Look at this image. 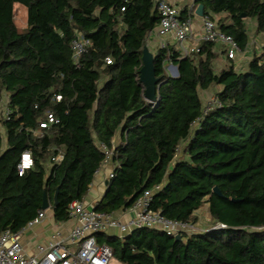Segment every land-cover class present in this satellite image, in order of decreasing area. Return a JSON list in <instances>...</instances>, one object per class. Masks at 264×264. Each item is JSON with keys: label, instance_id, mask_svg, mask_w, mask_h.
<instances>
[{"label": "trees", "instance_id": "obj_1", "mask_svg": "<svg viewBox=\"0 0 264 264\" xmlns=\"http://www.w3.org/2000/svg\"><path fill=\"white\" fill-rule=\"evenodd\" d=\"M19 4L27 10L24 28L15 19ZM195 4L242 50L250 39L247 19L264 33V0ZM159 21L153 0H0V95L9 96V112L0 115V233L20 232L44 210V193L55 220H70V204L83 200L104 161L99 143L112 147L120 131L114 176L95 210L116 214L154 189L151 208L166 217L197 223L196 211L208 204L212 224L226 227L178 240L152 228L123 237L97 233L112 259L264 264V47L244 71L234 64L217 71L214 42L184 57L170 45L159 48L160 85L151 103L139 75L147 35ZM78 33L92 44L77 65ZM170 63L178 76L168 73ZM215 85H222L215 93L220 105L206 110L200 91ZM48 111L58 122L42 128ZM26 153L33 162L21 168ZM60 153L63 159L52 161Z\"/></svg>", "mask_w": 264, "mask_h": 264}, {"label": "built area", "instance_id": "obj_2", "mask_svg": "<svg viewBox=\"0 0 264 264\" xmlns=\"http://www.w3.org/2000/svg\"><path fill=\"white\" fill-rule=\"evenodd\" d=\"M153 2L160 16L159 24L155 28L160 38L159 48L168 47V37L173 36L179 45L178 51L182 57L200 51V45L194 44L196 41L222 44L223 52L230 59H236L242 51L234 37L223 32L217 20L210 13H204L203 16L197 14L198 6L195 0H189L187 3L188 16L186 18H182L183 7L177 3L170 0H153ZM198 17L201 18L202 23L199 34L195 30V19ZM91 44V40L80 33L72 40L73 58L77 65ZM106 62L111 63L112 59L107 57ZM175 66L173 63L168 64L167 71L170 75H175ZM61 98V95L57 96L58 100ZM8 103L9 96L4 91L0 95L1 116L8 114ZM217 105H220V101L216 96L210 97L205 103L206 110ZM54 122H58V119L48 111L40 126L46 128ZM112 143V147L99 143V147L105 153V158L96 174L112 161L115 147L118 145L114 138ZM25 156L29 157L30 164H25L23 159L21 168L28 167L33 162L29 153L24 154L23 157ZM62 159L63 154L60 153L53 157L52 161L60 162ZM113 176L114 169L109 173L107 181ZM158 188L160 187L156 189ZM154 191V189L146 190L129 209L123 210L121 215L103 213L90 208L84 200H74L69 208L70 219L74 221L70 231L64 235L57 230L46 243L37 245L36 253L30 254L25 249L21 235L25 228L32 227L44 219L46 210H41L20 232L16 233L8 228L0 233V264H110L113 257L112 249L106 244L97 242V233L123 237L135 229L152 228L176 236L226 227L223 223H217L205 229L200 221L192 223L168 218L161 211L151 208Z\"/></svg>", "mask_w": 264, "mask_h": 264}, {"label": "crops", "instance_id": "obj_3", "mask_svg": "<svg viewBox=\"0 0 264 264\" xmlns=\"http://www.w3.org/2000/svg\"><path fill=\"white\" fill-rule=\"evenodd\" d=\"M170 1L177 3L181 7H184L189 2V0H170ZM246 22L250 37L249 44L246 49L242 50L237 55L236 59L233 60L228 59L226 54L223 52L224 49L223 45L220 43L216 44L215 51L217 53V58L214 60V65L217 71H220L221 69L229 66L230 64H234L235 69L237 71H244L245 69H247L248 63L251 60V58L254 56V54H259L262 52V49L264 47V33L257 31L256 20L247 19ZM201 25H202L201 18L199 17L196 18L195 30L197 34H199L201 31ZM159 42H160V38L156 34L155 29L152 30L150 33H148L146 39V46L153 54H155L156 51L159 49ZM197 43L200 45L202 42L196 41L194 44ZM168 44L171 47L175 48L176 50H178L179 48V45L173 36L168 37ZM221 89H222V85H215L208 89L202 90L200 92V96L203 103H206V101L210 97L215 96V93ZM114 141L116 144H119L121 142L120 131H118L114 136ZM114 166L115 164L113 163V161H111L102 168L100 173L96 174L87 194L83 198L84 202L90 208H93L104 194L106 190L108 175L114 169ZM207 206H208V217L211 218L209 205L207 204ZM122 213H123L122 211H119L116 214L121 215ZM73 225H74V221L72 219L66 222L56 221L54 217L53 208L50 207L46 209V215L40 223L24 229V232L21 235L22 242L25 246L26 251L30 254H34L37 252V245L46 243L57 230H60L64 235H66L70 231Z\"/></svg>", "mask_w": 264, "mask_h": 264}, {"label": "water", "instance_id": "obj_4", "mask_svg": "<svg viewBox=\"0 0 264 264\" xmlns=\"http://www.w3.org/2000/svg\"><path fill=\"white\" fill-rule=\"evenodd\" d=\"M197 14L199 16L204 15V5L199 4L197 7ZM245 16V14H243ZM142 61L143 65L140 69V75H139V80L141 84L144 86V97L146 100L149 102L153 103L157 100V92L159 88V79L155 75V67H154V54L149 50V48L145 45L143 50H142ZM179 75V70L178 67L175 66V75L172 76H178ZM25 157H23L24 159ZM214 192L217 195H222L221 191L219 190L218 187L214 188ZM57 195H58V190L55 193V204L57 203ZM50 203L47 198V194L44 193V198H43V209L46 210L50 208ZM180 235H176L175 239H179Z\"/></svg>", "mask_w": 264, "mask_h": 264}, {"label": "rangeland", "instance_id": "obj_5", "mask_svg": "<svg viewBox=\"0 0 264 264\" xmlns=\"http://www.w3.org/2000/svg\"><path fill=\"white\" fill-rule=\"evenodd\" d=\"M15 19L16 23L20 28H24L27 25V10L24 6L18 5L16 7V12H15ZM201 92V91H200ZM50 211V210H47ZM197 219H199L201 226L205 229L210 228L212 224V220L210 217H208V206L205 204L201 209L197 211ZM110 264H122L118 262L115 259H112Z\"/></svg>", "mask_w": 264, "mask_h": 264}, {"label": "bare ground", "instance_id": "obj_6", "mask_svg": "<svg viewBox=\"0 0 264 264\" xmlns=\"http://www.w3.org/2000/svg\"><path fill=\"white\" fill-rule=\"evenodd\" d=\"M24 163H25V164H30V159H29L28 156H25V158H24Z\"/></svg>", "mask_w": 264, "mask_h": 264}]
</instances>
